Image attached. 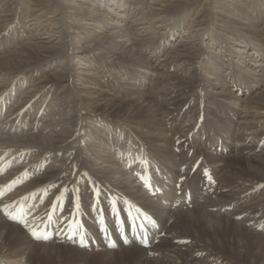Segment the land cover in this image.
Returning a JSON list of instances; mask_svg holds the SVG:
<instances>
[{
	"label": "bare ground",
	"instance_id": "obj_1",
	"mask_svg": "<svg viewBox=\"0 0 264 264\" xmlns=\"http://www.w3.org/2000/svg\"><path fill=\"white\" fill-rule=\"evenodd\" d=\"M9 90L22 94L19 109L48 96L63 110H48L51 124L39 113L38 133H24V144L1 137L0 150L44 159L60 152L62 160L42 168L38 158L10 163L0 154V264H90L96 257L103 264L125 257L132 264H225L230 236L264 245V236L253 233L264 217V0H0V101L15 100ZM5 111L0 106V115ZM95 114L130 129L146 166L153 154L152 162L195 183L210 170L216 183L206 185L210 194L194 197L200 202L194 207L179 209L176 201L170 209V190L156 194L150 177L137 174L140 186L156 194L144 206L159 223L135 203L119 207L112 187L100 196L93 179L125 194L138 186L125 175L137 144L99 155L82 139L84 122ZM29 117L25 111L20 122ZM211 199L226 200L246 217L219 216ZM184 200H191L189 189ZM174 216L195 228L199 240L156 239L163 228L179 230ZM209 216L220 232L205 226ZM237 253L264 264V254Z\"/></svg>",
	"mask_w": 264,
	"mask_h": 264
},
{
	"label": "rangeland",
	"instance_id": "obj_2",
	"mask_svg": "<svg viewBox=\"0 0 264 264\" xmlns=\"http://www.w3.org/2000/svg\"><path fill=\"white\" fill-rule=\"evenodd\" d=\"M200 3L201 2L198 1V3L195 4L194 9L199 7ZM44 35H45V33H42L41 37H43ZM7 38H8L7 36H4L3 40L4 39L6 40ZM56 91H59V89L54 90V92H56ZM7 94L11 98H13V100L14 99L15 100L14 101L4 100V101H6V103H4V101H0L1 108L2 109L6 108V110H7V111H5L6 113L1 112V115H0V138L1 137L6 138L7 140L14 141L18 144H24L23 143L24 141L19 142L20 138H22V135L24 133L29 132L32 134H36V133H38V127L42 124V122L47 121L48 124H51L53 122L52 120L50 121L51 117L46 115L49 112L48 110H52L51 111L52 113L53 112L57 113V112H60L63 110V108H58V105H57L58 101L55 103V101L48 96L40 97L37 102L35 101L34 103L30 104V106L28 105L27 109L24 110V108L23 109L21 108L22 109L21 110V109H19L20 103H19L18 99L20 97H22V94H19L18 91L13 92L12 90H9ZM43 105H45L47 107V108L45 107L47 109V111H46V109L43 111L41 110L43 108L42 107ZM14 109H18L20 112L19 111L17 112V110L15 113L12 112V110H14ZM25 111H27L30 115L29 120H28V122H26V121L20 122L22 117L25 114ZM39 113H41L43 116V118H41L42 122H40ZM67 113H69L68 115L71 116L74 112L68 110ZM37 115L39 117H36ZM169 115L174 116L175 114L173 113V111H171L169 113ZM204 115H205V113H204ZM33 117H34V119H33ZM93 118L94 119H89V120H86L84 122V128L82 131V133H83L82 139L86 144L91 143L94 150L99 151L98 154L101 153L100 150H105V151L107 150L108 151L107 156H112L115 153L114 151L118 150L117 148L119 145H121L122 149H127V147L129 146L128 144L130 142H132V140H133V142H135V144H137V146H134L131 149H129V150H131V155L134 158L132 156H130V159H129L130 162L127 160L128 163H127L126 168H125V170H127V171H125V175L126 174L127 175L132 174L131 176H133V178L136 180V182L138 184V186L136 188L131 187L130 189H128V191L129 190L132 191L130 193L131 195L128 193L125 194L124 191H122L120 188H118V185L113 187L112 184L108 185V184L103 183V185H105V188H106L104 190L102 188V186L99 184L100 182L96 181L95 179H93L95 181V183L92 182V184L97 187L96 190L98 191V194L100 196L102 195V191L106 192L107 190H110V187H112L119 194L118 199H117V203H118L119 207L123 208V206L129 202L135 203L141 209H143L149 215V217L156 219L158 221V218H157L158 216H156V215L152 216V213L151 214L149 213L151 210L147 209L144 206L145 204H149L150 201L152 203V200L155 201V198L153 199L152 197H154L156 194H162L164 192L163 195H165L166 188H167V190H170L169 192H170L171 198L173 199L172 201H170V204H171L170 209H174V207L176 205V201H178L179 205H180L179 209L184 210L186 208H190L191 206L194 207L195 205H199L200 204L199 201L204 200V198L202 196L210 194L208 192L210 188H207V186H206L208 183L212 184V185L216 184L215 183V176L212 173L208 172L210 170L204 171V173L202 175V179L198 183H195L194 181L190 182L191 178L189 176H187L186 174H183L179 177L177 174H171V172L169 173L168 169L164 168V165L159 163L156 159H155L156 162H154V161L152 162V159L154 158L152 156L153 154H151V155L149 154L148 159L151 162L150 163L148 162L147 166H146L147 158L145 157V155L142 156L141 151H140V149L142 147H139V143L136 142V140H135L136 136H134V134L131 131H129L130 129L129 130H127L128 128L125 129L126 127H124L121 124V120L117 121L116 119L112 118L113 120L111 119V121H110L107 118H104L103 116H100L97 114H95L93 116ZM17 121H19L20 123H18ZM108 123H112V124L114 123L115 126H110ZM102 129H104V130L102 131ZM87 135H89L88 138H87ZM29 137L30 136L24 137V139L28 138L27 141L31 142L32 138L31 137L29 138ZM105 142L108 145H110V147L106 146L104 144ZM117 142H118V145H116ZM95 143H96V145H94ZM215 148H217V147L214 146L211 148V150L214 152ZM215 150L219 151V149H215ZM0 151H1L0 154L5 155V157H4L5 160L9 161L10 163H18V162H24V161L28 162V160L31 161L32 159L38 158V160L34 161V162L36 163V166L40 165L42 168L46 165L59 166L61 164V160H62V157H61L62 154L60 152H55L54 158L44 159L42 157L39 158L37 156V154H35V153H31V155L29 156V151H27V150H25L24 152H20V150H16L13 154H10L9 151H5V150H0ZM25 152H27V153H25ZM88 154H87V156L89 159L92 158V161L95 160V158H93L94 153L89 152ZM135 157H137V158H135ZM151 163H153L155 166H157L159 171H155L154 168H152L154 166ZM135 167H136V169H134ZM130 169H132V170L130 171ZM122 170L124 171V169H122ZM206 173H208V175H206ZM137 174L146 175V176L150 177L152 183L155 185V187H157L156 190H158L159 192L156 194H152V195L148 194L146 192V190H144L142 188V186H140L141 184H140V181H138L139 178L137 177ZM161 179L163 182L159 181ZM211 180H213V182ZM201 183H204L205 185H203ZM197 186H200V187H197ZM139 188L141 190L140 194L135 192ZM135 189H137V190H135ZM180 189H183L182 194H178ZM185 189H189L190 193H191V200L187 205L185 204V200H184V190ZM200 190H201V192H199ZM134 193H136L137 195ZM133 194L136 195L140 199L142 198L141 201L138 198L136 199V197H134ZM194 197L197 198L199 201L197 200L198 202H195L193 200ZM134 198L138 201H136ZM210 202L211 203L213 202L214 204H217L220 207L221 213L218 211L217 212L219 213V216H221L223 218L228 217L229 219H233L234 221H241L244 217H246V213L244 211L234 210L231 207L232 205H230L226 200L211 199ZM221 202H222V205H220ZM155 210H158V208ZM211 211L214 214H218V213L214 212L213 210H211ZM252 212H254V211H252ZM259 213L260 212H255V216L258 215ZM191 216L192 215L190 214L189 217L194 218V216H192V217ZM259 216H261V214H259ZM216 217H218V215H216L215 218ZM174 218H175V216H174ZM209 218L205 222V226L206 227H215V229L220 232V227H219L220 225L218 226L216 224V222H215L216 219L212 218L211 216H209ZM213 219H214V221H213ZM209 220L211 223L209 222ZM177 221L178 220H176V218H175V220H173L174 224L179 227L180 231L177 228V231L175 230V231L165 232L166 230H165V228H163L162 232H164V234L162 236L157 237L156 239L165 238V237H172V238H178L179 239V238L183 237L187 241L189 239H190L189 241H192V239L199 240L198 238H200V237H199L198 232L195 228H192V226L187 225L185 222L180 223L179 221L178 222ZM158 223H159V221H158ZM261 223H262V225L258 226V229L254 230L253 233L255 235H257L259 233L258 235L264 236V217L261 218ZM246 224L247 223H245V224L242 223L241 225H246ZM21 226L25 227L24 225H21ZM180 227H181V229H180ZM198 227L200 229V227H202V225L199 224ZM250 229H253V228L250 227ZM194 236H196V237H194ZM205 239L208 240L207 237H205L204 239L202 238V240H205ZM228 240H230V242L232 244L231 246H228V249L227 248L224 249V252H225L224 255H226L225 259L228 262V264H258V260L255 257H252L253 260L251 262H250V257H248V256H246L248 258H245V259L242 258L240 256V254L237 253V251H240V250L244 251L247 254H249V253L251 255L256 254V256H258L259 254H264V245L261 248H254V246L250 244V243L254 244L255 240H253L252 238H249V240H247V244H244V242L241 241L240 237L235 236V235L230 236ZM214 243L217 247L219 244H221V241L218 237H215ZM243 245H248V246L251 245L252 247L250 246V248H253V249H249L246 246L244 247ZM234 247H235V249H234ZM210 253L213 254V252H210ZM222 255H223V253H222ZM44 259L45 258H43V260ZM41 260H42V258H41ZM109 260H110L111 264H132L131 259L127 258V257H125V259L110 258ZM226 261L224 260L225 264H226ZM91 263L92 264H103V260H101L100 257L99 258L96 257L94 259V261Z\"/></svg>",
	"mask_w": 264,
	"mask_h": 264
},
{
	"label": "snow or ice",
	"instance_id": "obj_3",
	"mask_svg": "<svg viewBox=\"0 0 264 264\" xmlns=\"http://www.w3.org/2000/svg\"><path fill=\"white\" fill-rule=\"evenodd\" d=\"M8 215V218L11 219V220H15L16 217L11 215L10 213L7 214ZM25 227H28L27 223L25 222ZM31 231V235L37 239H48L49 237L47 235H42L40 234L38 231L34 230V229H29ZM114 246V245H113Z\"/></svg>",
	"mask_w": 264,
	"mask_h": 264
}]
</instances>
